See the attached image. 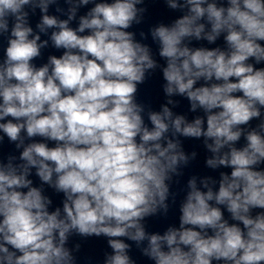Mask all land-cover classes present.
I'll list each match as a JSON object with an SVG mask.
<instances>
[{"label":"clouds","instance_id":"obj_1","mask_svg":"<svg viewBox=\"0 0 264 264\" xmlns=\"http://www.w3.org/2000/svg\"><path fill=\"white\" fill-rule=\"evenodd\" d=\"M164 2L181 15L139 33L161 65L129 31L144 0H0V143L19 152L0 159V264H78L73 235L106 238L102 264H136L126 240L153 264H264V0ZM221 37L223 48L190 46ZM49 44L62 54L37 67ZM156 69L159 111L136 98ZM173 97L203 115L175 113ZM182 138L202 140L207 168L231 171L191 176L179 226L150 233L144 221L167 215L174 178L197 158ZM45 186L62 207L50 211Z\"/></svg>","mask_w":264,"mask_h":264},{"label":"water","instance_id":"obj_2","mask_svg":"<svg viewBox=\"0 0 264 264\" xmlns=\"http://www.w3.org/2000/svg\"><path fill=\"white\" fill-rule=\"evenodd\" d=\"M220 46L221 48L225 47L223 37L217 40L215 44H213L210 48ZM254 62V61H250ZM256 67H264V64L256 65ZM173 99L179 100V105L173 108V111L177 114H184L187 116L189 120H191L194 115L203 113H191L189 112V103L183 97H174ZM171 107V106H170ZM259 123L258 120H253L251 122V126H255ZM183 148L187 153H191L192 151H196L198 153L197 158L192 161L186 168H184L183 176L179 178V183L174 181L171 184V191L176 193V201L173 204L171 201V197L169 199V211L167 215L158 214L156 216L148 217L144 221L146 230L148 232H159L163 234V232L169 226H179V206L182 200L186 195V183L187 180L196 175L198 177L203 176H212L214 179H219V172L224 171L230 173L231 169L221 168L218 170H212L206 167L205 165V158L207 155V151L203 147L202 140L196 139H185L182 138ZM245 141L243 138L241 141L238 142L237 147L243 146ZM218 188V185L216 186ZM257 211H261L259 209L253 211V215ZM225 218H229V214L225 211ZM230 223H234V221L229 220ZM127 243L132 244V248L130 251V256L136 261V264H153L152 261L148 260L146 257L142 256L140 251L136 248L135 244L131 241H127ZM81 248L79 253H77L78 257V264H102L104 259V254L106 252H111V249L107 246V240L104 237H90V238H82L81 242L79 243Z\"/></svg>","mask_w":264,"mask_h":264}]
</instances>
